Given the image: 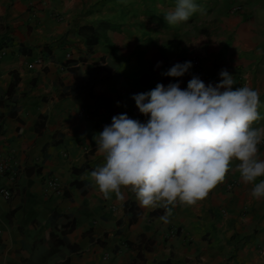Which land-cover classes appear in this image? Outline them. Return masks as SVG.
<instances>
[{
	"label": "crops",
	"instance_id": "0c3cea01",
	"mask_svg": "<svg viewBox=\"0 0 264 264\" xmlns=\"http://www.w3.org/2000/svg\"><path fill=\"white\" fill-rule=\"evenodd\" d=\"M195 2L188 21L168 25L176 0H0V149L22 166L14 182L0 176L12 191L0 195V264H264V199L235 166L168 223L164 209L128 189L105 199L90 179L104 163L93 137L111 118L148 119L133 94L187 87L190 70L162 75L174 60L199 55L206 84L221 70L234 89L244 77L260 93L253 127L264 128V0ZM49 177L61 194L45 193Z\"/></svg>",
	"mask_w": 264,
	"mask_h": 264
},
{
	"label": "clouds",
	"instance_id": "9594fccd",
	"mask_svg": "<svg viewBox=\"0 0 264 264\" xmlns=\"http://www.w3.org/2000/svg\"><path fill=\"white\" fill-rule=\"evenodd\" d=\"M198 9L195 0H176L163 16L168 25H177ZM191 67V61L178 62L162 75L183 77ZM219 75L215 85L193 76L186 88L179 82L157 83L133 94L148 119L114 115L93 137L104 163L90 172V179L105 199L114 194L123 200L128 189L141 207L164 209L159 219L168 223L173 207L203 201L233 166L245 184L253 185L251 196L264 199V179H259L264 177L259 155L264 128L253 127L261 119L260 93L247 85L234 89L226 70Z\"/></svg>",
	"mask_w": 264,
	"mask_h": 264
},
{
	"label": "built area",
	"instance_id": "2783aa9c",
	"mask_svg": "<svg viewBox=\"0 0 264 264\" xmlns=\"http://www.w3.org/2000/svg\"><path fill=\"white\" fill-rule=\"evenodd\" d=\"M69 56V54H67ZM185 61H191L192 67L190 68L191 74L193 76H201L204 70V63L199 55H195L192 57H186L181 58L178 60L171 61L167 64V69H169L172 65L175 63H183ZM43 62V59L38 61V63ZM245 78L241 77L239 80V83L237 87L244 86ZM84 111H81V114H83ZM138 120L141 122L144 121L143 116L139 115L137 116ZM260 147L264 148V144H261ZM22 166H20V163L15 160V158L12 156V154H9L8 152H4L0 149V176H5L10 180L11 182H14L19 174V171H21ZM238 182L236 180H231L229 182L230 189H233ZM63 191V186L60 183V181L56 177H49L46 179V186H45V193L46 194H61ZM0 195L5 197L6 199L10 198L12 196V191L9 186H1L0 187ZM177 229L173 228L169 231V234H176ZM223 264H235V262L231 259L226 260Z\"/></svg>",
	"mask_w": 264,
	"mask_h": 264
}]
</instances>
